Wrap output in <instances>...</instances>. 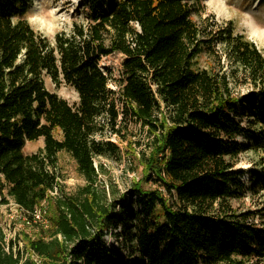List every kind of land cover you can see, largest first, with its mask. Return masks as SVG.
<instances>
[{"label": "trees", "instance_id": "1", "mask_svg": "<svg viewBox=\"0 0 264 264\" xmlns=\"http://www.w3.org/2000/svg\"><path fill=\"white\" fill-rule=\"evenodd\" d=\"M202 1L80 0L81 22L49 41L24 19L29 0H0V197L30 222L46 203L50 221L33 238L22 234L38 263L0 228V264L264 261V207L233 206L264 190V170L236 168L239 155L264 153V54L231 25L205 39L192 18ZM202 53L217 67L195 70ZM113 55L122 57L117 79L99 67ZM45 77L72 88L77 104L48 92ZM131 126L148 140L146 179L153 174L167 198L138 184L125 195L98 186L95 160H120L109 139L131 146ZM39 139L42 149L25 155ZM60 153L84 181L71 194L61 189Z\"/></svg>", "mask_w": 264, "mask_h": 264}, {"label": "rangeland", "instance_id": "2", "mask_svg": "<svg viewBox=\"0 0 264 264\" xmlns=\"http://www.w3.org/2000/svg\"><path fill=\"white\" fill-rule=\"evenodd\" d=\"M80 0H29V9L24 16L29 26L34 32H38L49 41H52L58 33L69 34L72 23H80L83 19L82 11L77 7ZM193 21L204 33L205 39H210L217 34L221 28L231 25L235 33L242 34L246 39L252 42L264 54V0H203L197 12L193 15ZM218 53L222 48L215 47ZM122 57L119 55L109 56L100 61L99 67L111 72L112 76L117 79L121 70ZM215 58L202 53L193 62L195 70L216 68ZM44 86L50 93L57 95L65 100L69 105L77 104L78 97L75 91L64 85L53 84L48 77L44 78ZM111 89H115L110 85ZM241 92H246V88H241ZM254 130V129H253ZM131 134L128 135L131 146L127 143H119L111 137L109 140L118 145L120 149V160L113 157L99 158L95 160L96 167L101 165L97 184L99 187L111 186L117 189L119 195L129 193L134 184H138L143 192L159 191L167 198V195L159 186V181L155 176L146 179L145 161L148 159L150 152L146 147L148 140L144 131L139 126L129 128ZM256 132V130H254ZM108 133V132H107ZM57 136V135H56ZM108 136H103L102 140L107 141ZM239 143L250 145V141L244 138L237 140ZM43 147V141L39 139L33 143H27L23 153L31 155L38 153ZM237 169L247 172L255 171L261 173L264 170V153L246 152L238 156ZM58 169L60 173V184L63 193H74L79 187L84 185V181L78 176L74 161L65 153L58 155ZM246 187L249 186L247 175L245 178ZM4 193V192H3ZM58 191L51 194L57 195ZM7 204L2 203L0 197V228L4 234L5 243H15L23 257H29L30 254L24 250V241L22 234L30 237L38 235L40 228L47 229L50 226L47 204L43 203L37 209L41 211L40 222H30L24 215L13 205V202L5 197ZM130 200L135 201L131 196ZM233 206L240 210H249L256 212L264 207V190H257L256 193L247 194L246 197L239 201H234ZM135 207V206H134ZM119 208H116L118 211ZM29 221V223H28ZM263 220L255 218V224L260 225ZM109 230L108 233H110ZM115 229L113 233H117ZM106 244L116 249L120 248V243L114 236L107 234L105 237ZM33 261L38 263L35 256H30ZM264 264V261L261 263Z\"/></svg>", "mask_w": 264, "mask_h": 264}, {"label": "built area", "instance_id": "3", "mask_svg": "<svg viewBox=\"0 0 264 264\" xmlns=\"http://www.w3.org/2000/svg\"><path fill=\"white\" fill-rule=\"evenodd\" d=\"M13 205H14V207H16L21 213H25V212H22V210H21L16 204L13 203ZM23 215H24V214H23ZM24 217H25V215H24ZM31 219H32L31 222H33V223H35V222H40V221H41V211L38 210V209H35V210L33 211V213L31 214Z\"/></svg>", "mask_w": 264, "mask_h": 264}]
</instances>
